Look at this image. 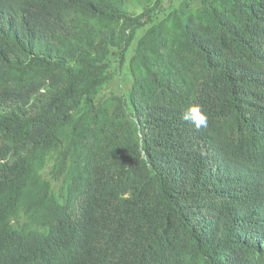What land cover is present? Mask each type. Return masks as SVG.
<instances>
[{
    "label": "trees",
    "instance_id": "trees-1",
    "mask_svg": "<svg viewBox=\"0 0 264 264\" xmlns=\"http://www.w3.org/2000/svg\"><path fill=\"white\" fill-rule=\"evenodd\" d=\"M263 210L264 0H0V264H264Z\"/></svg>",
    "mask_w": 264,
    "mask_h": 264
},
{
    "label": "clouds",
    "instance_id": "clouds-1",
    "mask_svg": "<svg viewBox=\"0 0 264 264\" xmlns=\"http://www.w3.org/2000/svg\"><path fill=\"white\" fill-rule=\"evenodd\" d=\"M181 119L189 123L196 130L206 129L208 126V117L201 110L199 105H190L182 113ZM263 222H264V210H263ZM263 240H264V228H263ZM264 243V242H263ZM254 252H251V259H246V262L257 260L260 256L264 263V251L261 247H254Z\"/></svg>",
    "mask_w": 264,
    "mask_h": 264
}]
</instances>
